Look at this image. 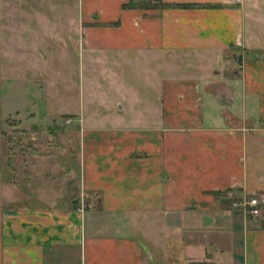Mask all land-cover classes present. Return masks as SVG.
<instances>
[{
  "label": "crops",
  "instance_id": "0c3cea01",
  "mask_svg": "<svg viewBox=\"0 0 264 264\" xmlns=\"http://www.w3.org/2000/svg\"><path fill=\"white\" fill-rule=\"evenodd\" d=\"M129 1L51 0L94 69L72 128L0 54V264H264L230 205L264 196V0Z\"/></svg>",
  "mask_w": 264,
  "mask_h": 264
},
{
  "label": "rangeland",
  "instance_id": "374dc122",
  "mask_svg": "<svg viewBox=\"0 0 264 264\" xmlns=\"http://www.w3.org/2000/svg\"><path fill=\"white\" fill-rule=\"evenodd\" d=\"M66 9L59 12L51 0H0V54L3 73L9 76L11 67L16 68L19 78L24 80L22 87L28 82L35 96L40 93L49 94V97L65 95L64 115L58 122L72 128V108L80 112L84 104L87 110L89 86L86 84L83 88L82 80L88 82L87 73L94 69L89 68L85 60L83 65L79 63L82 57L87 58V51L85 54L78 49L80 36L75 35L82 30L74 19L72 6ZM105 82L103 78L99 83L104 92L108 86ZM67 120H70L68 124ZM5 134L10 137L9 131Z\"/></svg>",
  "mask_w": 264,
  "mask_h": 264
},
{
  "label": "built area",
  "instance_id": "2783aa9c",
  "mask_svg": "<svg viewBox=\"0 0 264 264\" xmlns=\"http://www.w3.org/2000/svg\"><path fill=\"white\" fill-rule=\"evenodd\" d=\"M70 120L66 121L68 124ZM232 209H240L246 216L261 217L264 214V196L236 197L231 200Z\"/></svg>",
  "mask_w": 264,
  "mask_h": 264
},
{
  "label": "trees",
  "instance_id": "16d2710c",
  "mask_svg": "<svg viewBox=\"0 0 264 264\" xmlns=\"http://www.w3.org/2000/svg\"><path fill=\"white\" fill-rule=\"evenodd\" d=\"M124 8H164L165 4L161 2V0H133L129 1L127 4L123 5Z\"/></svg>",
  "mask_w": 264,
  "mask_h": 264
}]
</instances>
